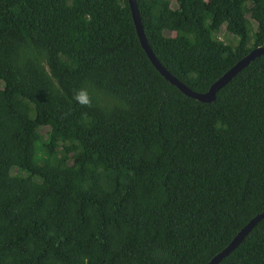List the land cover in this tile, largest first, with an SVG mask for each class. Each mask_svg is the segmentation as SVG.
<instances>
[{
  "label": "trees",
  "instance_id": "16d2710c",
  "mask_svg": "<svg viewBox=\"0 0 264 264\" xmlns=\"http://www.w3.org/2000/svg\"><path fill=\"white\" fill-rule=\"evenodd\" d=\"M134 1L194 92L264 47V0ZM263 210L264 54L201 103L127 0H0V264H206Z\"/></svg>",
  "mask_w": 264,
  "mask_h": 264
},
{
  "label": "water",
  "instance_id": "95a60500",
  "mask_svg": "<svg viewBox=\"0 0 264 264\" xmlns=\"http://www.w3.org/2000/svg\"><path fill=\"white\" fill-rule=\"evenodd\" d=\"M128 8L130 11V16L132 19L135 34L138 39V43L145 53L147 59L155 70L171 85L176 87L183 95L195 99L201 103H210L214 100L215 92L224 86L238 71L245 67L251 60L260 54H264V47H256L248 51V53L236 61L229 69H227L222 75H220L214 82H212L206 91L204 92H194L186 87L183 83L178 81L173 77L164 67L157 61L154 57L152 51L146 43L142 28L140 25V20L138 12L136 9V4L134 0H127ZM264 218V210L257 213L252 218H250L232 237L228 244L213 255L206 264H217L223 257L228 255L243 239V237L251 230V228L260 220Z\"/></svg>",
  "mask_w": 264,
  "mask_h": 264
},
{
  "label": "clouds",
  "instance_id": "9594fccd",
  "mask_svg": "<svg viewBox=\"0 0 264 264\" xmlns=\"http://www.w3.org/2000/svg\"><path fill=\"white\" fill-rule=\"evenodd\" d=\"M73 99L83 107L92 106V98L87 88L81 87L74 90ZM86 115V113H85Z\"/></svg>",
  "mask_w": 264,
  "mask_h": 264
},
{
  "label": "rangeland",
  "instance_id": "374dc122",
  "mask_svg": "<svg viewBox=\"0 0 264 264\" xmlns=\"http://www.w3.org/2000/svg\"><path fill=\"white\" fill-rule=\"evenodd\" d=\"M171 5L173 6V3ZM217 37H218V39H220L224 43H228V44H234V43H236V40H237L236 36H233V35L226 33L223 30V28H221L219 30V32L217 33ZM47 131H48L47 127H41L39 129V133L41 134L42 138H45ZM14 172H15V169H12L11 173H14Z\"/></svg>",
  "mask_w": 264,
  "mask_h": 264
}]
</instances>
